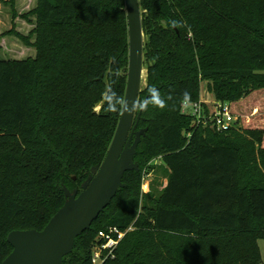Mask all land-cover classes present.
Wrapping results in <instances>:
<instances>
[{"label": "trees", "instance_id": "16d2710c", "mask_svg": "<svg viewBox=\"0 0 264 264\" xmlns=\"http://www.w3.org/2000/svg\"><path fill=\"white\" fill-rule=\"evenodd\" d=\"M139 5L147 71L136 108L143 130L134 152L138 168L123 172L124 185L75 237L62 264H92L98 231L132 223L115 258L103 264H121L119 250L132 235L128 264H262L264 0ZM34 14L35 57L0 59V264L12 251L10 231L41 230L64 204L63 187L81 191L93 175L126 85L124 0H36ZM204 79L242 125L220 131L182 111L183 101L199 99ZM152 88L164 106L141 108ZM109 90L121 103H111ZM156 157L167 168L166 182L158 196H141L143 168ZM164 233L171 234L162 242L166 250L139 253L137 236Z\"/></svg>", "mask_w": 264, "mask_h": 264}, {"label": "water", "instance_id": "95a60500", "mask_svg": "<svg viewBox=\"0 0 264 264\" xmlns=\"http://www.w3.org/2000/svg\"><path fill=\"white\" fill-rule=\"evenodd\" d=\"M124 5L128 31L126 85L120 116L106 155L93 168V175L88 177L81 192L71 196L41 230H12L8 233L7 241L12 251L2 264H62V257L71 250L75 237L90 226L116 190L124 185L121 182L123 172L137 168L132 158L139 138L131 145L130 142L140 118L139 111L134 120L144 70L145 38L139 0H124Z\"/></svg>", "mask_w": 264, "mask_h": 264}, {"label": "rangeland", "instance_id": "374dc122", "mask_svg": "<svg viewBox=\"0 0 264 264\" xmlns=\"http://www.w3.org/2000/svg\"><path fill=\"white\" fill-rule=\"evenodd\" d=\"M36 0H0V59H26L33 58L36 55V48L33 43L36 40L37 32L36 30V19L34 14ZM141 10V9H140ZM142 12V11H141ZM126 13V12H125ZM146 41V37L144 34ZM144 60V59H143ZM144 62V61H143ZM145 69L142 72V85L145 86ZM208 80L204 79L200 82L199 99L201 100H212L214 99L211 92L205 89L208 84ZM184 107H182L183 109ZM99 109V105L95 107V110ZM236 116L235 125H242V118L238 115ZM136 119V113L134 120ZM139 121V120H138ZM133 126V124H132ZM142 128L138 126V123L134 129L131 144L139 138L142 132ZM130 144V145H131ZM134 155L132 158V163L138 168V164L134 160ZM255 155H257V149H255ZM260 159V158H258ZM136 168V169H137ZM168 175L167 168L162 164L161 157H156L151 159L145 164L143 168V175L140 182V194H148L151 196H158L162 190L164 183L166 182ZM75 176V175H74ZM75 181V180H74ZM73 181V182H74ZM86 183V180L80 183V187ZM122 187V186H121ZM63 192L66 197L64 204L70 199L71 196H77L81 191H78V185H72L63 187ZM143 202L149 205L148 197L143 196ZM63 204V205H64ZM62 205V206H63ZM147 234L145 237L137 236L140 243L139 253L144 251L158 253L160 250H166V246L162 242L165 241L171 234ZM132 235L129 237L124 244H122L118 259L120 263L124 262L128 264L127 261L123 260L124 255L129 252L130 246L136 238ZM258 246L260 249L262 264H264V239L258 240ZM134 255V254H133ZM116 256V255H115ZM137 256V255H135ZM123 260V261H122ZM142 264H145L143 261ZM155 264H161L156 261Z\"/></svg>", "mask_w": 264, "mask_h": 264}, {"label": "built area", "instance_id": "2783aa9c", "mask_svg": "<svg viewBox=\"0 0 264 264\" xmlns=\"http://www.w3.org/2000/svg\"><path fill=\"white\" fill-rule=\"evenodd\" d=\"M181 106L184 107L182 111L192 117L194 124L212 126L221 131L230 129L236 123V116L230 112L228 102L198 99L193 102L183 101ZM133 229L132 223L125 230L116 226L99 230L91 248V263L103 264L115 258L118 244L125 234Z\"/></svg>", "mask_w": 264, "mask_h": 264}, {"label": "clouds", "instance_id": "9594fccd", "mask_svg": "<svg viewBox=\"0 0 264 264\" xmlns=\"http://www.w3.org/2000/svg\"><path fill=\"white\" fill-rule=\"evenodd\" d=\"M150 93H151V100H146L144 103L140 105V107L146 109L148 106V103H155V104H158L160 107H163L164 101L159 98L158 91L152 88L150 89ZM107 95L112 98L111 103H121V101H119V99L116 97V94L112 92L111 90L108 91Z\"/></svg>", "mask_w": 264, "mask_h": 264}, {"label": "bare ground", "instance_id": "6f19581e", "mask_svg": "<svg viewBox=\"0 0 264 264\" xmlns=\"http://www.w3.org/2000/svg\"><path fill=\"white\" fill-rule=\"evenodd\" d=\"M142 72H143V70H142ZM145 73H146V69H145ZM142 77L143 76H141V85H142V81H143ZM144 82L146 83V81H144Z\"/></svg>", "mask_w": 264, "mask_h": 264}, {"label": "crops", "instance_id": "0c3cea01", "mask_svg": "<svg viewBox=\"0 0 264 264\" xmlns=\"http://www.w3.org/2000/svg\"><path fill=\"white\" fill-rule=\"evenodd\" d=\"M144 67V66H143ZM144 69H146L145 67H144Z\"/></svg>", "mask_w": 264, "mask_h": 264}, {"label": "flooded vegetation", "instance_id": "af4514ba", "mask_svg": "<svg viewBox=\"0 0 264 264\" xmlns=\"http://www.w3.org/2000/svg\"><path fill=\"white\" fill-rule=\"evenodd\" d=\"M132 142H130V144H131Z\"/></svg>", "mask_w": 264, "mask_h": 264}]
</instances>
